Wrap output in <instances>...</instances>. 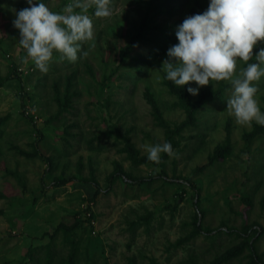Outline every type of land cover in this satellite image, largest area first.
Masks as SVG:
<instances>
[{
    "label": "rangeland",
    "instance_id": "obj_1",
    "mask_svg": "<svg viewBox=\"0 0 264 264\" xmlns=\"http://www.w3.org/2000/svg\"><path fill=\"white\" fill-rule=\"evenodd\" d=\"M0 2V264H46L47 251L50 264H64L70 241L76 264H210L243 239L264 260V126L236 122L232 87L175 138L177 157L155 164L143 147L166 142L157 117L173 128L185 119L182 98L219 87L193 96L187 89L198 85L178 88L159 70L178 27L210 0H112L110 18L95 17L93 5L87 57L70 63L54 52L47 73L22 62L13 21L26 0ZM37 2L63 13L72 0ZM245 65L237 60V72ZM256 86L264 112V77ZM90 216L72 235L43 236ZM246 253L228 264H248Z\"/></svg>",
    "mask_w": 264,
    "mask_h": 264
},
{
    "label": "clouds",
    "instance_id": "obj_2",
    "mask_svg": "<svg viewBox=\"0 0 264 264\" xmlns=\"http://www.w3.org/2000/svg\"><path fill=\"white\" fill-rule=\"evenodd\" d=\"M26 2L29 7L15 13L13 27L26 51L22 62L30 60L43 73L49 71L54 52L70 63L87 57L82 44L94 39L93 21L86 14L89 7L95 6L98 18H110L114 12L112 0H72L63 13L51 11L37 0ZM176 39L178 43L168 49V59L159 69L165 73L164 79L178 88L194 82L198 87L187 89L193 96L211 81H230L233 91L226 103L236 122L246 127L253 121L264 126V112L255 98L256 85L264 77V48L255 56L257 63H248L253 49L264 42V0H210L206 11L184 19ZM237 60L247 67L237 72ZM143 147L155 164L162 162L161 154L177 157L170 142Z\"/></svg>",
    "mask_w": 264,
    "mask_h": 264
},
{
    "label": "trees",
    "instance_id": "obj_3",
    "mask_svg": "<svg viewBox=\"0 0 264 264\" xmlns=\"http://www.w3.org/2000/svg\"><path fill=\"white\" fill-rule=\"evenodd\" d=\"M1 4V2H0ZM256 56V50L253 49V59L251 61H249L248 63H254V59ZM247 65L244 66V68H246ZM3 79L0 80V86L3 83ZM219 87L215 92H212L213 94H211V92L204 93L201 94L200 97L198 99H196L195 101L191 102V101H187L186 99L182 98V104H181V108L184 110L185 113V119L179 124V125H174V127H170V125L164 120L162 119V117H157V122H158V126L163 128L166 131V142H170L172 145V149L175 146L179 145V141H177L175 138H179L182 139L181 136V132L184 130V128H186L187 126H195V124L197 123L198 119H197V114L201 111V109L203 107H205L207 104H210L214 101H216L217 99L222 98L223 96V92L232 87V85H226L224 83V81L218 82ZM175 92V91H174ZM177 95H179V92L176 91L175 92ZM58 102V110L56 112V116L61 115L63 112H65L67 110V107L71 104V99L69 98V96H66L64 99V102ZM170 127V128H169ZM128 152V156H130V158H132V160H137V156H136V151L133 149H129L127 150ZM41 156V155H40ZM164 157H168L167 154H164ZM49 163V159H46ZM140 162V160H139ZM51 164V163H50ZM92 215V214H91ZM93 216L87 218L86 220L82 221V220H77L72 226H66L64 224H59L57 225V227L54 229L53 233H45L43 236H48L51 241L54 239L55 235L59 232H61L63 235H72V232L75 228H79L81 226L84 225V223L86 222L87 224L91 222ZM247 231L244 230V233ZM263 234L264 233V229H262V232L260 231L259 234ZM249 239V238H248ZM250 240V239H249ZM243 239V241L239 244V246L235 247L234 249H232L231 251H229L228 253H224L222 254L220 257L214 259L210 264H228L230 261L240 258L245 251H247V253L245 254L246 257L248 258V264H264V260L262 259L261 255L257 254V251L255 249V245L253 242ZM71 243V249L69 251V254L67 256V259L64 260V264H76V255H77V247H76V242L75 241H70ZM49 247V246H47ZM25 256H27V258L32 259V250L31 248H29L25 254ZM53 260L52 254L50 251H47V262L46 264H50ZM59 264H63L61 261L59 262ZM156 264V263H155Z\"/></svg>",
    "mask_w": 264,
    "mask_h": 264
}]
</instances>
